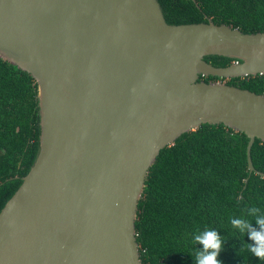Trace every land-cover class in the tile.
Wrapping results in <instances>:
<instances>
[{"label": "water", "instance_id": "95a60500", "mask_svg": "<svg viewBox=\"0 0 264 264\" xmlns=\"http://www.w3.org/2000/svg\"><path fill=\"white\" fill-rule=\"evenodd\" d=\"M0 56L37 80L41 124L0 211V264H144L136 219L150 168L203 123L246 132L255 169L264 93L222 78L264 73V30L169 23L160 0H0Z\"/></svg>", "mask_w": 264, "mask_h": 264}, {"label": "trees", "instance_id": "16d2710c", "mask_svg": "<svg viewBox=\"0 0 264 264\" xmlns=\"http://www.w3.org/2000/svg\"><path fill=\"white\" fill-rule=\"evenodd\" d=\"M169 23H227L244 32L264 30V0H160ZM214 65L233 58L210 54ZM206 80L217 76H202ZM264 93V73L222 78ZM38 82L27 70L0 56V211L33 165L40 147ZM249 137L224 123H203L164 147L151 166L136 219L144 264H194L189 253L201 249L192 242L200 228H215L224 243L217 259L223 264H264L242 249L253 243L231 225V218L251 219V209L264 211V140L251 149ZM259 214V213H257ZM243 240V241H242ZM240 249V254L238 250Z\"/></svg>", "mask_w": 264, "mask_h": 264}, {"label": "clouds", "instance_id": "9594fccd", "mask_svg": "<svg viewBox=\"0 0 264 264\" xmlns=\"http://www.w3.org/2000/svg\"><path fill=\"white\" fill-rule=\"evenodd\" d=\"M251 212L256 214L253 218L259 225L258 230L252 226L251 219L230 217V223L239 230L241 237L247 234L249 239L253 241V243L243 242L242 249L260 260H264V211L261 207H254ZM192 242L194 244L198 242L202 245L201 249L193 248L187 253L192 256L194 264H223V261L217 257L223 248L224 241L215 228H203L202 230L197 228L192 234ZM238 254H240V249Z\"/></svg>", "mask_w": 264, "mask_h": 264}]
</instances>
